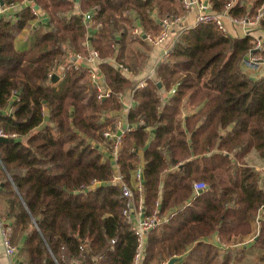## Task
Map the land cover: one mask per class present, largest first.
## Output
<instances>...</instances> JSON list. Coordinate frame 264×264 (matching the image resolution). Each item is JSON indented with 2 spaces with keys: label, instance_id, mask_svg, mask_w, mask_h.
<instances>
[{
  "label": "trees",
  "instance_id": "16d2710c",
  "mask_svg": "<svg viewBox=\"0 0 264 264\" xmlns=\"http://www.w3.org/2000/svg\"><path fill=\"white\" fill-rule=\"evenodd\" d=\"M229 1L210 0V8L223 12ZM3 2L19 5L0 14V129L17 135L0 141V214L13 227L21 264H133L138 240L123 214L128 197L111 182L113 139L104 131H117L112 111L134 89L127 118L133 128L118 164L129 182L143 165L145 210L158 208L166 218L149 231L144 262L235 264L244 253L232 246L252 233L254 221L252 241L264 250V176L246 162L255 150L264 163V74H250L244 63L252 36H227L214 22H198L136 88L139 80L111 60L141 74L153 47L142 35L135 51L130 30L159 33L165 15L185 10L182 0H80L79 14L73 0ZM262 5L235 0L228 13L255 14ZM87 13L102 24L91 41L112 91L106 98L86 68L71 64L91 31ZM28 28L33 47L19 49L17 38ZM256 32L264 33V16ZM54 66L56 80L49 76ZM198 181L208 184L202 193L194 190ZM215 235L227 247L206 239Z\"/></svg>",
  "mask_w": 264,
  "mask_h": 264
},
{
  "label": "built area",
  "instance_id": "2783aa9c",
  "mask_svg": "<svg viewBox=\"0 0 264 264\" xmlns=\"http://www.w3.org/2000/svg\"><path fill=\"white\" fill-rule=\"evenodd\" d=\"M25 1L26 0H23V2ZM182 2L186 11L192 10L194 8L197 9L198 14L196 23L202 21L214 22L217 25L218 31L227 36L234 35V33L236 32H239L244 36H252L253 47L248 52L244 63L248 68L254 69L259 68L260 66H264V33L262 32L260 34L256 32L260 20L264 16V5H262L255 14H246L240 17H233L228 13V11L233 6L235 0H230L226 4L225 10L223 12H215L211 10L210 0L207 6L204 5V0H182ZM17 5H19V3L5 6L4 3H2V0H0V14H3L7 10L14 8ZM32 9L33 13L38 16L39 9L36 8V6H33ZM183 19L184 16L171 13L170 15H165L161 19L162 29L159 33L146 34L143 32L142 28L139 25H136L133 29L130 30L129 35L132 39H136L141 38L142 35L146 34V37L143 38L146 39V41L151 45L163 46L162 55L158 60L159 63L164 57L170 55V52L178 35L185 29L181 24ZM92 21L85 20L86 27L88 29H91V31L86 33V38L83 42V49L71 55V64L75 69H79L81 67L86 68L89 72L91 83L94 84L98 90V97L106 98L111 95L112 91L104 87L105 76L103 75L100 68V53L99 50L93 46V43L91 41L93 32ZM101 25V23L95 24L94 29H99ZM230 25L233 27V29H231ZM177 26H180V29L177 34H175L174 40L171 42V44H168V42L172 38V32L175 31V28ZM112 46L115 47L116 44L113 43ZM112 62L115 63L128 75L131 76L134 73L133 69L128 65L117 62L115 59H113ZM155 67L146 77L138 81L136 88L144 87L145 85H147L148 80L153 77ZM57 73V68L56 66H54L49 72V76L53 78L55 75H57ZM134 91L135 89L131 93V99L133 100ZM134 105L135 103L131 101L129 105H127V109H131V107H133ZM45 111H47V108H45ZM142 122L144 123V120H142ZM116 125L117 131L113 132L110 129L104 131L105 137L113 139V146L110 154L113 160V173L111 182L119 186L122 189L124 195L127 196L129 200L127 206L123 209V214L128 222L131 223L132 230L136 234L138 240L133 264H146L143 259L146 237L149 231L157 228L159 225L165 222L166 218L160 214L158 208L155 209L152 213H147L145 210L143 165L137 167L134 172L133 180L131 182H129L126 179L125 175L121 172L120 165L118 164L119 151L121 149L123 137L125 136L126 132L132 130L133 127L128 126V119L126 121L124 119H118ZM124 126H126V128H124ZM119 131H121V134H119ZM0 136L15 138L17 135L16 133H9L5 132L3 129H0ZM105 151L108 152L107 150ZM97 183L100 182L93 181L91 186L95 187L97 186ZM207 187L208 184L204 181H198L194 183V190L196 193H199L198 190H205ZM263 211L264 206L262 210L259 211L258 218H261V214L263 213ZM12 231L13 227L11 223L0 214V232L3 239L5 253L9 258V264H19L16 258L18 254V246L13 242ZM216 240L218 242V245L222 248L227 247L223 243L220 244L219 237H217ZM169 261V259L162 260L158 264H169Z\"/></svg>",
  "mask_w": 264,
  "mask_h": 264
},
{
  "label": "crops",
  "instance_id": "0c3cea01",
  "mask_svg": "<svg viewBox=\"0 0 264 264\" xmlns=\"http://www.w3.org/2000/svg\"><path fill=\"white\" fill-rule=\"evenodd\" d=\"M73 3H74L73 12L76 13V14H79L80 13V0H73ZM197 14H198V11L195 8L192 9V10L186 11V16L184 17V19H183V21L181 23L182 24V27L183 28H189V27L195 25L196 24ZM92 15H93L92 13H87V14H83V17H84V19L86 18L85 20H87V21H92V19H93L92 18L93 17ZM43 16L44 15L39 11V15H38V17L40 18L39 20H42L41 18ZM39 20L36 19L35 21H33V23H32L33 26L32 27H35L37 24H39L40 23ZM92 23H93V29H92V31L93 30L97 31L98 29H94V25H95L94 21H92ZM230 27H231V29H233V27L231 25H230ZM176 34H177V32H176ZM27 36H29V37L27 38ZM30 37L32 38V42L34 43V36H31L30 29L29 28L28 29H25L18 36V38H17V41H16L17 47L19 49H26V50L31 49L33 47V45H32L31 48L27 46V44H29V38ZM174 37H172L170 39V41L168 42V44L171 43L174 40ZM128 39H130V35L128 36ZM137 42H134V43H137ZM148 44L151 45L149 42H148ZM139 46H141V45H139ZM151 46L153 48H152V52L150 53V56L152 57V58H150V62L148 63V65H146L145 70L141 74H139V73L136 74V72H135V73H133L131 75V78L133 80H140V79H142V77L147 72L150 73L151 70L154 69V67L157 65L158 60L160 59V57L162 55V52H163V46H154V45H151ZM140 48L141 47H138L137 46V50H139ZM112 61H113V59H112ZM129 67L133 69V72L135 71L134 70V67H132V66H129ZM254 72H256V71H253V73ZM257 73H258V75L264 74V66H260L259 69L257 70ZM123 101H124V104H125V105H123V108L121 110H113L112 111V114L114 116L118 117L119 119H124L126 121L127 118H128L129 111H130L129 108L127 109V105H129V103L131 101H133L135 103V100L131 99V93H128L124 97ZM256 160L261 161V164L264 166V163L262 162V160L260 159V157L258 156V154H257V152L255 150L252 151V152H250L246 156V162L249 165L255 167V169H257L262 174V176H264V173H263L264 172V167H262V166H256L254 163H252L253 161H256ZM262 185L264 187V180H263V184ZM258 225H259L258 222L257 221H254L253 222V231H252V233H250L247 236H244L242 238H238L235 241V243L233 244V246H232V249L233 250H242L243 251L244 258L241 260L242 262H243V260H246V262L248 264H250L251 263L250 262L251 259L249 257H251L252 255H254L255 257L257 256L258 259H260L261 256H262V254L264 253V250L261 249V248H258L257 246H255L254 243H253V241H252L253 240L252 236L257 232ZM217 237L218 236L215 235L213 237H208L206 239L213 241L215 244H218V242L216 240ZM244 249H245V251H244ZM247 255H248V257H247ZM16 258L18 260V263L21 264V257L19 255V252H18ZM0 264H9V258L7 257V255L5 253V250H4V245H3V239H2L1 232H0ZM235 264H237V263H235Z\"/></svg>",
  "mask_w": 264,
  "mask_h": 264
},
{
  "label": "rangeland",
  "instance_id": "374dc122",
  "mask_svg": "<svg viewBox=\"0 0 264 264\" xmlns=\"http://www.w3.org/2000/svg\"><path fill=\"white\" fill-rule=\"evenodd\" d=\"M180 15H182V16H186V10H184V11H180V13H179ZM154 34H157V33H154ZM29 36H27V38H28ZM139 39H141V38H136V39H132L131 37H130V41H133V42H137V41H139ZM32 45H33V42H32V38L30 37L29 38V44H27V46L28 47H32ZM140 44L137 42V43H133L132 45H131V47H133L134 49H135V51L137 50V46L138 47H141V46H139ZM247 67V66H246ZM248 70V72L251 74V72L249 71V70H251V68H247ZM257 70L258 69H256V70H252V71H256L257 72ZM258 74V73H257ZM252 163H254L256 166H262V167H264L262 164H261V161H259V160H256V161H253ZM2 215V214H1ZM3 217H4V215H2ZM256 237V234H254L253 236H252V238L254 239ZM251 238V239H252ZM251 241V240H250ZM247 243V242H246ZM244 251H245V249H244ZM247 253V252H246ZM260 253V252H259ZM247 257H248V255H247ZM250 259H251V263L250 264H264V261H262V260H260V259H258V257L256 256H254V255H252L251 257H249ZM249 259V260H250ZM237 264H248L247 262H246V260H243V262L241 261H238V262H236ZM154 264H156V263H154Z\"/></svg>",
  "mask_w": 264,
  "mask_h": 264
},
{
  "label": "water",
  "instance_id": "95a60500",
  "mask_svg": "<svg viewBox=\"0 0 264 264\" xmlns=\"http://www.w3.org/2000/svg\"><path fill=\"white\" fill-rule=\"evenodd\" d=\"M208 2H209V0H204V5L207 6L208 5ZM2 3H4L3 0H2ZM35 6H36V8H39L38 5H35ZM143 37L145 38L146 37V34H144ZM58 78H59L58 75H55L53 77L54 80H56ZM160 85H161V83H159V86ZM128 126L131 127L132 125L129 124ZM124 128H126V126H124ZM119 134H121V131H119ZM13 140H14V138H7V137L0 136V141L8 142V141H13ZM145 148H147V146ZM99 185H100V183H97V186H99ZM198 192L199 193H202L203 190L200 189V190H198ZM179 261H180V258L179 257H173L172 259H170L169 264H175L176 262H179Z\"/></svg>",
  "mask_w": 264,
  "mask_h": 264
}]
</instances>
